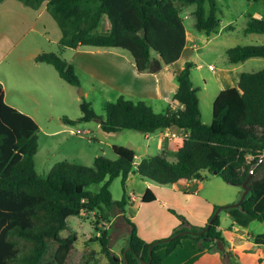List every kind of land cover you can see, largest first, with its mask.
I'll list each match as a JSON object with an SVG mask.
<instances>
[{
  "label": "trees",
  "instance_id": "trees-1",
  "mask_svg": "<svg viewBox=\"0 0 264 264\" xmlns=\"http://www.w3.org/2000/svg\"><path fill=\"white\" fill-rule=\"evenodd\" d=\"M20 1L32 7L46 1L62 36L57 52H41L34 60L53 66L60 78L75 86H79V80L74 67L59 55L67 47L125 50L138 72L156 73L178 60L185 46L182 9L195 6L193 27L206 35L215 32L220 22L216 0ZM105 16L110 26L102 32ZM244 31L264 34V21L249 17ZM225 54L229 63H241L264 57V44H238ZM192 67L186 62L174 72L177 88L173 99L180 104L175 109L168 105L157 113L143 100L119 95L105 104L104 117L99 118L89 102L80 103V120H98L103 132L132 129L154 133L166 127L184 130L187 137L174 153V161L156 154L136 163L133 149L112 145L116 156L113 160L98 155L90 166L61 160L45 175L37 172L34 162L38 125L4 101L0 85V264H67L77 234L68 231L63 236L60 232L66 230L68 216L81 213L93 212L101 219L108 213L124 218L128 235L120 258L110 250L108 230H100L95 238L110 264H162L163 256L169 255L183 238L191 239L198 250L225 252L227 242L221 235L220 210L228 211L239 223L252 219L264 223V157L257 163L264 151V68L242 72L234 86L221 90L213 100L211 122L206 124L201 121L197 90L191 81ZM63 121L74 123L69 118ZM258 169L263 172L256 175ZM203 170L232 185L241 186L247 179L250 190L239 203L215 206L203 225H193L171 210L180 225L166 238L143 240L135 224L125 216L129 174L169 186L201 179ZM117 177L122 196L112 200L109 186ZM93 183H101L97 193L86 189ZM141 198L150 202L155 196L146 189ZM263 235H257L256 240L259 242ZM223 262L238 264L230 252Z\"/></svg>",
  "mask_w": 264,
  "mask_h": 264
},
{
  "label": "rangeland",
  "instance_id": "rangeland-1",
  "mask_svg": "<svg viewBox=\"0 0 264 264\" xmlns=\"http://www.w3.org/2000/svg\"><path fill=\"white\" fill-rule=\"evenodd\" d=\"M219 7L217 16L222 26L220 37L224 40L225 48L222 46H209L199 43L194 48H186L178 60L168 65V70L157 76L145 75L140 81L130 80L133 84H138L141 89L134 91L133 100H143L149 104L154 112H163L167 103L163 97L171 99L172 92L170 86L177 85L173 72L178 71L186 62L193 64L191 69V81L197 90V96L200 102L201 121L210 123L212 119L213 99L219 91L217 73L225 65L230 66L226 59V50L235 45L256 44L258 41H264V34L245 33L244 29L249 17H254L264 21V0H216ZM192 8H186L181 11L184 25L187 29L192 27L194 14ZM50 14V13H49ZM51 15V14H50ZM186 15L187 17H184ZM104 24V23H103ZM30 33L27 37H30ZM206 39L207 36L203 35ZM212 36V35H211ZM26 37V38H27ZM260 38V39H259ZM36 46L43 47L46 52H57L58 48L50 45L46 40L35 37ZM24 43L26 41H23ZM23 44V43H22ZM19 50V49H18ZM93 47H78L76 49H65L60 52L67 62L73 67L79 80V86L71 85L59 77L58 73L51 65H43V72H34L18 68L11 69L14 75L22 77L38 78L43 86V91L35 93V99L23 98L24 111L30 112L37 121V151L34 156L35 168L40 175H45L51 166L61 160H68L83 165H92L95 156L102 155L111 160L116 156L113 153L111 144L122 145L133 148L138 157H147L158 153L157 145L160 140V130L145 136V133L132 129H123L118 132L104 133L98 128V120L81 121L82 112L80 103L89 102L95 114L101 118L104 117V106L108 101L114 100L115 89L121 88L123 80L121 77H110L106 75L101 67L107 59L105 53H98ZM125 53L131 58L125 50L114 49ZM92 51V53H89ZM17 51L9 55L0 64V71L9 67L15 61L12 58ZM255 58V59H254ZM250 58L244 66L248 72H256L264 67V57ZM200 64V66H197ZM26 66V63L23 64ZM211 65L215 70L209 69ZM13 66V65H12ZM19 73V74H18ZM44 77V78H42ZM158 82V91L155 87ZM7 83V82H5ZM87 92V94H84ZM12 94L7 96V101H11ZM129 98V97H128ZM63 118H69L74 123H65ZM80 130L82 133H77ZM176 132L177 128H174ZM109 143L106 145L105 143ZM264 169V168H263ZM262 169L257 170L259 175ZM202 180L210 179L214 176L207 170L201 172ZM216 175V174H215ZM133 175L130 173L126 180L127 195L132 191L136 192L140 185L133 181ZM215 178L221 186L228 191H233L237 195L236 202H239L243 188L242 186L232 185L225 182L218 175ZM101 183H93L86 187L92 193H97ZM109 190L112 200H120L122 196V187L120 177L112 180ZM235 192V193H234ZM235 202V203H236ZM98 221V222H97ZM67 228L61 231V235H67L68 231H74L77 234V240L71 250L67 264H110L108 258L101 252L100 245L95 238L102 229L108 230L110 234V250L120 258L121 251L127 243L126 234H124L121 220L114 214H106L104 219L97 217L92 213H81L80 215H71L66 219ZM226 227V224H222ZM253 233H264V224L256 219L251 220L249 226Z\"/></svg>",
  "mask_w": 264,
  "mask_h": 264
},
{
  "label": "crops",
  "instance_id": "crops-1",
  "mask_svg": "<svg viewBox=\"0 0 264 264\" xmlns=\"http://www.w3.org/2000/svg\"><path fill=\"white\" fill-rule=\"evenodd\" d=\"M191 6L185 7L184 9H190ZM194 9L195 6L193 5L192 13ZM206 9H208L207 6ZM180 16L182 17L181 12ZM193 24L194 22L192 23V27ZM109 26L110 24L105 16L100 29L102 32H106ZM221 29L220 22L216 31L210 35L198 32L194 27L193 29H187L185 27L186 43L183 50L186 48H194L201 42L207 46L214 43V46L220 45L225 48L224 40L219 36L222 32ZM220 30L221 32H219ZM30 33L32 35L27 37ZM203 35L207 36V38L205 39ZM61 36V29L56 20L49 14L46 8V1H43L38 7L25 5L20 0L0 1V64L11 53L15 50L17 51L12 58L15 60L12 63L13 66L11 65L9 67L7 65L4 70L0 71V85L3 89L4 101L8 105L29 115L36 124L38 123L33 115L28 111H24L20 106H25L22 100L25 97L35 99V93L43 91V86L38 78L34 77L30 79L29 77L14 75L11 73V69L14 68L13 71L16 70L15 68L20 70V66H22V70L27 67V70L43 72L45 70L43 65L48 64L36 62L34 58L39 53L46 51L43 47L36 46L37 40L34 43L32 42L35 37H39L46 40L50 45L57 47ZM261 40L256 44H264V41ZM23 41L26 42L24 43ZM66 49H69V47ZM96 52L107 55V59L103 63L105 65H101L106 75L110 77H114L115 75L124 79L121 88L115 89L116 96L123 95L127 98H136L133 97L135 94L134 91H139L141 87L138 84L131 83L128 79L140 81L145 75H153L155 77L168 70V66H166L156 73L138 72L132 61L123 52L114 49H101ZM89 53H92V51H89ZM248 60L235 64L229 63V67L225 65L221 68V71L217 73V79H215V81L218 80L219 84L218 93L223 89L234 86L240 74L242 72H248L244 69L245 63ZM25 63L26 66L23 65ZM197 66H200V64ZM211 70L214 71L215 69L212 67ZM174 72H176V69ZM155 84H157L155 90L158 91L159 84L158 82H155ZM176 88L177 85L170 86L172 92L171 99L163 97V100L167 103L166 107L169 105L175 109L180 106L173 99ZM9 94H12L10 102L7 101ZM84 94H87V92H84ZM98 128L100 129L99 123ZM174 128L177 127H171L176 132ZM177 130H179L176 132L178 137L171 139L160 138L157 145V154H164L169 161L175 160L174 153L181 146L183 139L187 137V133L184 130L178 128ZM149 134L151 133H145V136ZM105 144L108 145L109 143L106 142ZM142 158L144 157L135 155V162H139ZM131 174L133 175V181H137L140 188L136 192L132 189L128 193L125 216L135 224L137 234L146 242L166 238L180 225V220L171 210L184 216L193 225H203L212 214L215 206L228 205L235 203L237 200L235 197L237 195H233V191H228L215 178H212L216 176L215 174L210 179L202 180L201 178L197 180L178 181L169 186H161L144 180L136 173ZM146 189H149L155 196L154 200L150 202L142 201L141 197ZM115 216L121 220L124 234H126L127 238L128 232L124 218L120 214H116ZM219 217L221 235L227 242L225 248L231 253L232 258L238 264H264V233L254 234L249 228L251 220H246L245 223H239L226 210H220ZM222 224H226V227H223ZM257 235H263L259 242L256 240ZM192 244L193 242L189 238L181 239L180 243L169 255L163 256L162 264H224L223 258L227 256V251L198 250Z\"/></svg>",
  "mask_w": 264,
  "mask_h": 264
},
{
  "label": "built area",
  "instance_id": "built-area-1",
  "mask_svg": "<svg viewBox=\"0 0 264 264\" xmlns=\"http://www.w3.org/2000/svg\"><path fill=\"white\" fill-rule=\"evenodd\" d=\"M209 68L212 69V66L209 65ZM77 133H82V131L78 130ZM159 136L162 139H171V138L178 137V134L175 131H173L171 129V127H166L164 129L160 130V135ZM262 157H264V151L261 154H259V156H258L259 159H258L257 163H259L261 161ZM248 159H251V157H248ZM193 180H197V179H193Z\"/></svg>",
  "mask_w": 264,
  "mask_h": 264
},
{
  "label": "water",
  "instance_id": "water-1",
  "mask_svg": "<svg viewBox=\"0 0 264 264\" xmlns=\"http://www.w3.org/2000/svg\"><path fill=\"white\" fill-rule=\"evenodd\" d=\"M144 29H141V32H140V34H141V36H144ZM246 182H247V179L242 183V188H243V193H242V196H241V198H240V200H239V202L240 201H242L243 200V198L245 197V195L249 192V190H250V187L249 186H247L246 185ZM238 202V203H239ZM264 224V223H263ZM115 259H118V258H115Z\"/></svg>",
  "mask_w": 264,
  "mask_h": 264
}]
</instances>
